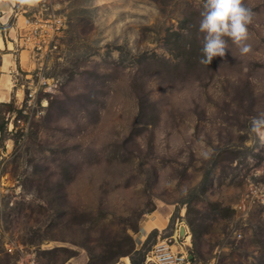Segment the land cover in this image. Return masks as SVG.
I'll return each mask as SVG.
<instances>
[{"label": "rangeland", "instance_id": "obj_1", "mask_svg": "<svg viewBox=\"0 0 264 264\" xmlns=\"http://www.w3.org/2000/svg\"><path fill=\"white\" fill-rule=\"evenodd\" d=\"M59 2L62 88L13 145L5 117L32 65L20 71L16 33L5 77L0 49V264H151L181 225L190 264H264V144L249 130L264 113V0H242L250 50L224 37L209 65L203 0Z\"/></svg>", "mask_w": 264, "mask_h": 264}, {"label": "built area", "instance_id": "obj_2", "mask_svg": "<svg viewBox=\"0 0 264 264\" xmlns=\"http://www.w3.org/2000/svg\"><path fill=\"white\" fill-rule=\"evenodd\" d=\"M59 1L33 0L32 4H28L27 0H23L28 8L22 12L26 31L18 35V46L27 52L32 66L24 71L20 89L14 84L18 90L15 110L5 117L12 145L14 138L29 135L31 127L45 117L53 96L62 88L60 77L54 74L55 65L62 60L60 49L67 29V19L61 14ZM173 239L157 241L148 261L151 264H190L191 257L187 256L183 247L186 245Z\"/></svg>", "mask_w": 264, "mask_h": 264}, {"label": "clouds", "instance_id": "obj_3", "mask_svg": "<svg viewBox=\"0 0 264 264\" xmlns=\"http://www.w3.org/2000/svg\"><path fill=\"white\" fill-rule=\"evenodd\" d=\"M253 13L242 0H203L199 31L204 34L200 63L209 65L214 57H223L228 37L241 54L250 50L246 43ZM250 132L264 137V113L251 118Z\"/></svg>", "mask_w": 264, "mask_h": 264}, {"label": "crops", "instance_id": "obj_4", "mask_svg": "<svg viewBox=\"0 0 264 264\" xmlns=\"http://www.w3.org/2000/svg\"><path fill=\"white\" fill-rule=\"evenodd\" d=\"M5 1L6 2L3 3L2 0H0V27H3L4 38H5L4 40L2 38V41H3L4 46H5L4 50L8 51V53L5 54L4 56L10 55V56L14 57L13 54H10V51L12 48L8 49L7 45L10 43L11 45H13L12 47L17 46L16 33H17V36L20 35V33H21V30H20L21 28H19L18 22H19V17L23 18V14L21 12H19L18 4H17L16 0H5ZM22 12H23V10H22ZM1 37H2V35H1ZM14 62L12 63L11 66L8 67V71H7L8 74L10 73V70H11V72L16 71L15 74H17L19 68H20V71H23L24 70L23 68H25L24 67L25 64L24 65L20 64L21 59H19V63H18L19 68L16 65V63H14ZM28 65L30 66L31 64L28 63ZM9 77H11V76H9ZM10 91L8 92L9 97H10ZM9 97L6 99V101L9 99ZM2 102H5V101H2ZM151 229H152V227H151ZM149 230L150 229H148L147 231H149ZM147 234H148V232H146L145 235H147Z\"/></svg>", "mask_w": 264, "mask_h": 264}, {"label": "bare ground", "instance_id": "obj_5", "mask_svg": "<svg viewBox=\"0 0 264 264\" xmlns=\"http://www.w3.org/2000/svg\"><path fill=\"white\" fill-rule=\"evenodd\" d=\"M27 2H28V0H27ZM32 3H33V0H32ZM23 19H24V17H23ZM23 25H24L23 28L20 29L21 30L20 35L24 34L25 31H26V23H25V20H24V24ZM7 46H8V49H11L12 48V46H11L10 43ZM4 47H5L4 46V43L3 42L2 43L0 42V49H2ZM9 57H10L9 55L5 56V65H6L5 68H7L6 71H8V67L11 66L12 63H13V61L11 59H9ZM28 63H30L29 60L25 56H23V58L21 60V64H23V65L25 64V68H26V66L28 67ZM4 76L7 77L8 76V73L5 74ZM2 87H4L3 89L5 91L1 92L0 94L3 97V100L6 101V99L9 97L8 96L9 95L8 92L11 90L12 86H10V83H5L4 85H2ZM260 137H261V145H263L264 144V137H262V136H260ZM147 230L148 229H146L145 233L147 232ZM177 237L178 238L183 237V239H185V241H188L189 235H188V231L186 230V227L184 225H181L179 227V229L177 231V234H176V239H177ZM176 244H177V242H176ZM123 262H124L123 264H129V259L127 257H125V258H123Z\"/></svg>", "mask_w": 264, "mask_h": 264}, {"label": "trees", "instance_id": "obj_6", "mask_svg": "<svg viewBox=\"0 0 264 264\" xmlns=\"http://www.w3.org/2000/svg\"><path fill=\"white\" fill-rule=\"evenodd\" d=\"M4 125H6V122H4ZM125 255H128V251L126 252V253H122V256H125ZM131 264H136V263H134V260L133 261H131Z\"/></svg>", "mask_w": 264, "mask_h": 264}]
</instances>
